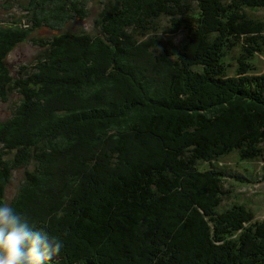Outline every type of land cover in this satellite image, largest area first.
<instances>
[{"label":"trees","instance_id":"1","mask_svg":"<svg viewBox=\"0 0 264 264\" xmlns=\"http://www.w3.org/2000/svg\"><path fill=\"white\" fill-rule=\"evenodd\" d=\"M88 1L27 0L0 22V99L19 96L0 201L62 241L48 264H264V220L221 210L252 182L222 160L264 164V0H107L98 34L67 31ZM42 28L14 77L10 54Z\"/></svg>","mask_w":264,"mask_h":264},{"label":"rangeland","instance_id":"2","mask_svg":"<svg viewBox=\"0 0 264 264\" xmlns=\"http://www.w3.org/2000/svg\"><path fill=\"white\" fill-rule=\"evenodd\" d=\"M103 1L107 0H89L87 4V8L90 10V16L80 21L79 19H74L67 26L66 30L74 33H82L88 32L90 34H98L96 33L95 19H97ZM27 0H0V22L9 23L14 19H24L25 12L24 8L27 6ZM25 6V7H24ZM250 14L254 17H258L264 19V10H250ZM25 21H22V23ZM165 26H168L169 21L167 19L163 20ZM162 39L168 40L173 38L175 43H180L185 37V33L182 32L174 37L161 34ZM50 38L51 33L47 32V28H42L38 31H35L31 34L30 38L17 47L9 56L7 63L9 68H11L12 75L17 77V72L22 66H33L37 62V58L41 53L42 48L31 41V38ZM33 40V39H32ZM235 54V53H234ZM231 57L233 54L230 53ZM230 57V58H231ZM259 61V70L260 73L264 74V58ZM231 63L230 60H228ZM19 101V96L16 93H13L8 102H2L0 99V120H5L9 118ZM222 165H225L229 168L230 172H239L240 174L248 176V173L245 169H248L252 174L250 177L251 183H248L246 179L245 183L239 182H231L232 187L230 188V198L224 200L223 206L221 210L228 209L232 207L234 204H237V201L247 206L248 209L254 212L256 221L264 220V179L259 182V178H257L258 172L263 168V163H247L245 161H238V157L236 154H233L229 157H226L222 160ZM262 172H264L262 170ZM256 178V183H254ZM264 178V177H263ZM23 179V172H14L13 175V184L8 190L7 199L10 201L16 192V187L19 182Z\"/></svg>","mask_w":264,"mask_h":264},{"label":"clouds","instance_id":"3","mask_svg":"<svg viewBox=\"0 0 264 264\" xmlns=\"http://www.w3.org/2000/svg\"><path fill=\"white\" fill-rule=\"evenodd\" d=\"M37 225L48 228L0 201V264H48L51 257L61 253L62 241Z\"/></svg>","mask_w":264,"mask_h":264}]
</instances>
